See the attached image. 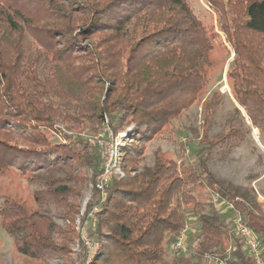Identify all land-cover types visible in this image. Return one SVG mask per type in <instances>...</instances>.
I'll return each mask as SVG.
<instances>
[{
	"label": "trees",
	"instance_id": "obj_1",
	"mask_svg": "<svg viewBox=\"0 0 264 264\" xmlns=\"http://www.w3.org/2000/svg\"><path fill=\"white\" fill-rule=\"evenodd\" d=\"M206 3L217 30L188 0H0V172L16 169L36 186L29 200L3 196L0 203V224L18 253L71 262L77 187L94 185L103 169L95 136L125 133L117 152L124 174L112 172L105 197L85 209L98 205L89 227L97 247H83L81 264H209L207 255L255 264L235 235L234 210L264 258V203L207 164L215 145L232 146L239 128L214 138L206 129L204 156L193 148L203 143L194 128L195 139L182 146L188 155L157 154L152 166L139 167L144 143L197 101L205 128L222 97L210 87L224 44L233 52V97L264 133V0ZM211 192L233 209L217 212ZM186 224L196 229L189 256L172 247Z\"/></svg>",
	"mask_w": 264,
	"mask_h": 264
},
{
	"label": "rangeland",
	"instance_id": "obj_2",
	"mask_svg": "<svg viewBox=\"0 0 264 264\" xmlns=\"http://www.w3.org/2000/svg\"><path fill=\"white\" fill-rule=\"evenodd\" d=\"M188 2L197 16L207 26L217 30L215 13L210 10L206 0H188ZM219 34L223 39V35ZM224 45L226 49L223 47L224 50L220 52L219 62L216 66L215 82L210 87L211 89L218 88L222 97L219 104L215 107L212 116L205 123V128L202 100L193 103L158 135L144 143L143 155L139 159V167L152 166L154 157L157 154L165 159H178V156L182 153L188 155L190 152L182 149V146L191 138L195 139V135L191 131L194 128L198 129L199 139L202 137L203 143L199 144L198 147L193 146V148H198L201 155L204 156V153L207 152V147L204 145V132L206 129L208 136L214 138L215 135L224 134L231 128L237 127L241 132L239 138H235L232 146L225 152H223L224 149L219 148V144L215 145L211 150L207 162L208 168L212 175L218 179L225 180L227 183L234 186L252 187L255 190L257 201L262 203L264 201V133L251 124L245 111L237 104L233 97L230 80L227 78V71L229 63L233 58V52L228 45ZM234 107L239 110V113L235 112ZM96 139L108 143V153L105 154V149L102 150L103 162L109 161L111 156L113 172L116 175H123L125 171L122 169L121 162L116 156L118 148L123 147L128 142L125 133L119 134L116 138L99 133L95 136ZM35 188L36 186L28 184L25 177L16 169L12 168L0 172V203L3 196H14L20 200H29ZM77 190L79 191V197L76 199V202L79 205V213L74 217V227L78 232L76 227L84 223L87 204L95 202L99 198V192L92 184L83 188L77 187ZM196 193L203 194L202 198L205 200V189L199 187L196 189ZM50 213L59 224H65L56 217L52 208L50 209ZM91 226L92 224H89L87 233L93 242L95 240L90 236L92 229L89 227ZM189 239L187 241L188 248L184 253L185 256H189L195 246V240ZM69 247L71 250V262L69 264H81L84 258V249L86 248L81 242L80 237L78 240L75 239L73 243H70ZM45 262L48 264H66L62 258L47 260L32 259L18 253L14 248L12 237L3 230L0 224V264H44Z\"/></svg>",
	"mask_w": 264,
	"mask_h": 264
},
{
	"label": "built area",
	"instance_id": "obj_3",
	"mask_svg": "<svg viewBox=\"0 0 264 264\" xmlns=\"http://www.w3.org/2000/svg\"><path fill=\"white\" fill-rule=\"evenodd\" d=\"M101 146L105 149V154L108 153L107 144L102 141L99 142ZM117 157V156H116ZM114 161V160H113ZM113 163L112 158L110 156L109 161H105L103 164V169L97 176V179L94 183L96 190L99 192V199H103L105 197V188L109 182L110 176L113 172L112 169ZM209 202L212 207L219 213H222L226 210V207H230L233 209L232 204L226 202L219 194L216 192H211L209 195ZM264 203V201L262 202ZM262 210L264 211V205H262ZM98 211V205H93L92 208L86 213L84 217V223L78 225L76 229L78 230L79 237L81 242L84 244L85 248L88 250H93L97 247V244L90 240V237L87 233V228L89 224H93L96 221L95 213ZM233 224H234V232L235 235L241 238L244 242L245 249L249 253V255L253 258L255 264H264V258L261 253V248L259 246L258 240L253 233L252 229L246 225L242 215L234 210L233 216ZM196 229L189 224H186L179 232L176 240L174 241L172 247L176 251L180 253H185L187 250V239L190 233H195ZM227 257H219L217 255H207L205 260L209 264H230Z\"/></svg>",
	"mask_w": 264,
	"mask_h": 264
},
{
	"label": "water",
	"instance_id": "obj_4",
	"mask_svg": "<svg viewBox=\"0 0 264 264\" xmlns=\"http://www.w3.org/2000/svg\"><path fill=\"white\" fill-rule=\"evenodd\" d=\"M92 251V250H91Z\"/></svg>",
	"mask_w": 264,
	"mask_h": 264
}]
</instances>
